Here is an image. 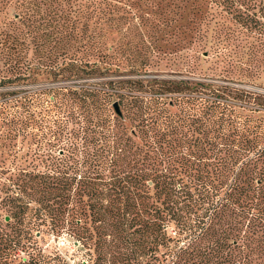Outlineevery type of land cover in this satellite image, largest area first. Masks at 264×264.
Listing matches in <instances>:
<instances>
[{
  "label": "trees",
  "instance_id": "obj_1",
  "mask_svg": "<svg viewBox=\"0 0 264 264\" xmlns=\"http://www.w3.org/2000/svg\"><path fill=\"white\" fill-rule=\"evenodd\" d=\"M74 1L47 0L38 49L12 2L0 264H264V94L236 85L264 87V0ZM114 32L143 60L116 62ZM36 79L60 84L36 102L19 87Z\"/></svg>",
  "mask_w": 264,
  "mask_h": 264
},
{
  "label": "rangeland",
  "instance_id": "obj_2",
  "mask_svg": "<svg viewBox=\"0 0 264 264\" xmlns=\"http://www.w3.org/2000/svg\"><path fill=\"white\" fill-rule=\"evenodd\" d=\"M90 1L91 0H77L73 2V8L72 9H80L81 7L83 11L85 10V15H89V9H90ZM123 4L128 3L135 7L138 2V0H120ZM13 0H0V67L2 66L3 63V56H4V51L3 47L4 44L7 45V40L9 37V33L11 32V24L13 22ZM154 2V1H153ZM47 0H28V19L27 21L28 26L30 28L35 29V27L39 26V29L37 31L32 32L30 36V42H29V47L31 49H38L40 45L42 44L41 40V33L43 31L44 24L47 23L48 19L41 20L40 17H46V11H47ZM70 5V1H69ZM71 6V5H70ZM131 6V7H132ZM67 7V6H66ZM68 9V7H67ZM72 17H74L73 14H71ZM86 22H90L89 18L86 19ZM40 24V25H39ZM111 37L114 38L112 40L118 39L119 40V46L115 47V49L119 47L120 51L115 50V52L112 54L115 56L114 60L116 62L120 63H128V61H142L143 57L141 54L136 50L135 39L132 38H123L121 33H111ZM110 40H108L109 42ZM118 42V41H117ZM109 43H112L110 41ZM164 43V42H163ZM115 46V45H114ZM170 51V50H168ZM119 52V53H116ZM116 53V54H115ZM31 54V52H30ZM3 55V56H2ZM173 53H163L158 55H154L151 57V61L153 62H158L161 68V71H157V75L163 76V77H171L175 78L178 75L171 74L170 69H168L169 66L168 64L173 63ZM145 58V57H144ZM212 57H210L209 61H212ZM37 61V60H35ZM207 65V64H205ZM204 65V67H205ZM70 82H66L64 84H69ZM60 83H48L47 81L43 79H36V81H29L27 83L22 84L19 86L22 88L23 91H26L30 97L35 100L36 102H40L38 99H46L45 95H41V91L44 88H54L57 87ZM237 86L246 88L251 91H256L259 93L264 94V87L262 86H257L253 85L250 83H236ZM10 90V89H8ZM41 245L46 251H51L52 249H59L64 253H67L68 257L71 258V254H74V259H80L82 257V253L79 249L74 247L72 244V239L67 236L66 234H62L58 236L57 238H54L52 235H45L44 238L41 240Z\"/></svg>",
  "mask_w": 264,
  "mask_h": 264
},
{
  "label": "water",
  "instance_id": "obj_3",
  "mask_svg": "<svg viewBox=\"0 0 264 264\" xmlns=\"http://www.w3.org/2000/svg\"><path fill=\"white\" fill-rule=\"evenodd\" d=\"M113 106H114L115 111L120 115L121 114V111H120V108L118 106V103H114Z\"/></svg>",
  "mask_w": 264,
  "mask_h": 264
}]
</instances>
